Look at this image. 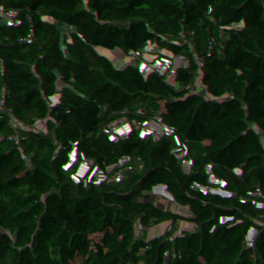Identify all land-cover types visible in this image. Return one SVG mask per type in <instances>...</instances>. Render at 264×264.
Masks as SVG:
<instances>
[{
    "label": "trees",
    "instance_id": "1",
    "mask_svg": "<svg viewBox=\"0 0 264 264\" xmlns=\"http://www.w3.org/2000/svg\"><path fill=\"white\" fill-rule=\"evenodd\" d=\"M15 1L0 66L49 76L64 107L0 98V264H62L95 241L136 264H264V77L225 74L245 47L229 0ZM109 178L149 195L137 223L55 185ZM160 202L171 234L152 227Z\"/></svg>",
    "mask_w": 264,
    "mask_h": 264
},
{
    "label": "built area",
    "instance_id": "2",
    "mask_svg": "<svg viewBox=\"0 0 264 264\" xmlns=\"http://www.w3.org/2000/svg\"><path fill=\"white\" fill-rule=\"evenodd\" d=\"M232 10L239 15L242 25L241 32L237 34L238 41L243 42L245 47L242 56L235 58L225 68V74L229 77L236 76L239 72L247 69L261 71L264 77V31L259 26L258 17L264 21V8L261 7L257 0H229ZM8 76L12 87L15 91L31 89L33 83L31 78L23 71V69L8 70ZM2 155L8 158H15V154L11 150H2ZM202 161V158H192L183 164L192 165ZM31 163L27 160L21 162L20 173L22 182L25 176L30 173ZM117 179H105L100 184L90 187L89 191L94 196V200L99 209L105 213L110 210H117L127 219L136 222V211L140 204H148L149 195L144 190H133L128 186L121 184ZM173 180L170 181V185ZM120 185L115 189V193L110 194L108 191ZM163 198V195H160ZM255 206L259 205L256 198H253ZM157 211L160 210L162 202L158 204ZM161 212V210H160ZM134 216H131V214ZM162 219V218H161ZM161 223H164L163 220ZM21 222L17 221V226H21ZM159 223L154 219L152 227L158 229ZM264 232V227L262 228ZM9 241L12 243L20 238V229H14L8 232ZM68 240L63 241V246H68ZM124 245V244H123ZM123 245L119 244L116 248L109 247L105 241H95L93 243H84L80 247L74 248L72 254L67 256L62 264H136L134 260L126 257L123 252Z\"/></svg>",
    "mask_w": 264,
    "mask_h": 264
},
{
    "label": "crops",
    "instance_id": "3",
    "mask_svg": "<svg viewBox=\"0 0 264 264\" xmlns=\"http://www.w3.org/2000/svg\"><path fill=\"white\" fill-rule=\"evenodd\" d=\"M240 1V0H233ZM17 14L16 1L0 0V25L5 22H12ZM260 28L264 31V21L261 17L257 18ZM52 87V82L50 79H44L37 85H33L31 89H24L21 91H15L11 85L8 69L5 66H0V98L4 100L22 101L26 103H37L39 101H48L56 104L59 107H64L60 102L50 99L49 90ZM70 110V109H69ZM72 126H76L75 113L70 110ZM59 190H62L70 195L76 204H82L87 200L94 199V196L86 191L80 184L66 185L61 182L55 183ZM264 227V221L260 224V228Z\"/></svg>",
    "mask_w": 264,
    "mask_h": 264
},
{
    "label": "rangeland",
    "instance_id": "4",
    "mask_svg": "<svg viewBox=\"0 0 264 264\" xmlns=\"http://www.w3.org/2000/svg\"><path fill=\"white\" fill-rule=\"evenodd\" d=\"M99 46L97 45L96 49L98 48ZM45 79H50L49 76H47ZM121 185V184H120ZM120 185H116L114 188L110 189L108 192L110 194H113L115 193V189L118 188ZM92 194V193H91ZM163 207L161 205V208L160 210H162ZM160 210L157 211L156 213V216H155V220L157 223H159V226L157 227L159 230H162L164 231L165 233L167 234H171V231L169 230V228L165 225V223H161L162 222V219H161V214H160ZM131 216H134V214L132 213ZM136 222H137V219H136Z\"/></svg>",
    "mask_w": 264,
    "mask_h": 264
},
{
    "label": "water",
    "instance_id": "5",
    "mask_svg": "<svg viewBox=\"0 0 264 264\" xmlns=\"http://www.w3.org/2000/svg\"><path fill=\"white\" fill-rule=\"evenodd\" d=\"M242 72V71H241ZM241 72H239L237 75H240L241 74Z\"/></svg>",
    "mask_w": 264,
    "mask_h": 264
}]
</instances>
